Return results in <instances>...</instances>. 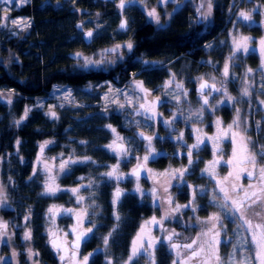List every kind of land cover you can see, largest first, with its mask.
I'll list each match as a JSON object with an SVG mask.
<instances>
[{"label":"trees","instance_id":"trees-1","mask_svg":"<svg viewBox=\"0 0 264 264\" xmlns=\"http://www.w3.org/2000/svg\"><path fill=\"white\" fill-rule=\"evenodd\" d=\"M254 1L263 2L262 0ZM109 2L110 0H30L17 8L14 13L15 16L28 17L30 19L29 26L13 34L12 29L8 30L0 23V89L13 90L16 94L8 103L11 106L10 110L14 107L15 113L6 115L5 107L0 103V124L10 126L8 134L6 126L2 129L0 126V152L7 154L4 157L6 162L5 160L0 161V189L3 190V196L6 199V206L0 208V213H2L1 222L9 227L7 233L4 232L3 235H0L2 240L0 259L5 260L3 261L5 263L2 264H14L8 258H4L8 257L14 249L18 252V264H64L61 260V254L64 252L63 246L57 244L59 247L54 248L52 245V241L59 235L57 232L55 234L46 233L47 207L52 197L44 192L43 174L37 173L33 169L34 163L38 159H49L56 155L65 156L64 150L70 148L72 150L70 158L78 162L70 165L69 172L60 180L59 184L72 186L83 177L102 174L108 164L113 162L114 156L105 149V143L109 137L108 125H116L123 131L126 129L122 127L119 114L97 110L99 98L98 96L96 99L92 97L91 91L87 89L89 84L96 85L108 80L120 87L128 84L132 75H135L134 78L146 86L156 85L164 76L166 68L163 71H149L153 64H148L150 67L144 69L141 62L136 58L141 53L145 57L153 59L152 62L154 60L162 62L163 59L167 61L176 59L174 66L179 72L176 76L188 83L190 81H187L189 76H184L183 71H188L190 68V73L194 70L197 72V68H204L203 65L197 67V62L206 63V68L209 63L221 61L223 54L225 55V50L221 48L220 42L223 39L226 40L227 30L231 24V21L227 23L228 0H218L217 6L212 7V17L208 20L201 17L200 23L197 19L194 21L197 23H191L187 15L181 13L182 15L176 16L170 21L163 19L159 25L147 17L142 7L130 6L131 8L122 10ZM12 4H14V0H12ZM244 4H246L245 0H233V6L243 7ZM263 9L261 7L259 11ZM80 11L98 12L104 19L110 20L113 25L118 23L119 27L125 17L124 14H129L131 16L130 21H133L134 32H131L130 35L134 40L131 54H127L123 59L99 70H86L88 67L80 63V67L85 70L78 69L76 65H78L80 58L77 52L89 51L94 48H91L94 40L91 42V46L83 41V34L87 30L85 27L88 25L85 26L84 22L77 18L78 14L81 13ZM160 15L162 16V14ZM261 19L258 20L260 22L254 19L253 23L249 22L250 26L247 27L246 32L250 30L253 36L257 38L262 32V25H264V18ZM1 20L2 10L0 7V22ZM202 22L205 29L203 32L200 31ZM128 23L127 21V26ZM234 25L236 26L237 23L234 22ZM238 29L241 30L240 27ZM116 31L120 34H129V30L125 28L116 29ZM108 36V32L99 33V38L104 44L109 41ZM213 36H218L215 41H218L219 44L213 43L212 46H220L217 50L220 55L209 57L208 53L213 48L206 46L205 41ZM5 54H9L10 58L15 59L6 64V61L3 60ZM167 61L163 60V62ZM246 61L244 63L250 68H256L259 58L256 54L250 53L246 57ZM139 71H142L140 75L137 74ZM163 82L164 80L161 83ZM185 82L182 83L185 85ZM54 86H65L79 90L81 92L78 97L80 103L60 108L58 113L56 109L55 117L46 114L40 108L33 107L27 111L24 121L14 126V119L24 115L26 107L28 108L34 100L49 97ZM149 109L151 108L149 107ZM143 111L147 118L152 115V112L144 109ZM137 133L139 132H135V137ZM17 140L20 141L19 145L16 143ZM46 141L50 143H47V146L41 151V145ZM158 148L162 149L163 146L159 145ZM200 149L204 153L201 158L199 157V162L193 160V163L188 166L192 172L187 175L184 182L173 185L178 195V202L182 204L193 199L187 190L188 180H194V184L199 187L209 180L203 174L198 175V173L203 161L209 158L210 150L205 145H201ZM85 157L91 159L85 161ZM165 159V155L160 154L152 161L156 160L160 166H165ZM59 160L60 158L55 159V161ZM220 168L221 171L226 170L225 166ZM253 181L257 183V187L260 186L257 177ZM17 182L20 184L19 187L16 186ZM232 183L236 185L234 181ZM111 194V186L102 185L96 190L95 195H90L93 209L89 216L94 218V230L92 239L89 236L87 240L86 236L83 245L85 251L95 250L94 255L89 257L87 264H107V259H110L112 263L123 264L124 256L128 253L129 244L141 219L155 212V208L148 201H143L131 193H127V195L122 193L120 202L114 206ZM242 195L243 192L241 191L234 196V199H238ZM204 196L205 193L203 197L195 194L193 204L199 207L198 212H187L186 209L173 215L170 219L167 218L165 225L169 230L162 237V240L166 242V237L175 232L176 235L172 236V240L177 242L185 235L188 238L187 243H191L199 236L200 239L193 245V249L204 247L200 256L195 257L199 262L198 264H205L211 252L208 244L205 243V241H209L207 239L210 237L207 236L206 239H203L205 237L202 235L203 230L199 226V221L196 220L199 214L206 216L213 209L207 206L204 211L200 209L205 205ZM58 198L63 199L61 196ZM84 207L89 210V202H84ZM250 210H248V214ZM116 215L119 216V220L116 219ZM232 215L234 216L230 222L226 219L228 224L230 223L228 227L236 224L235 221H237L239 226L243 228L244 223L240 219L239 213L234 212ZM26 216L29 217L27 221L25 220ZM28 231L31 232V239L25 240L24 234ZM109 232L112 233L108 237L109 243L104 245V237L108 236ZM246 236L248 235L246 234ZM247 240L250 244V240L248 238ZM221 247L220 245L219 253L227 252V250H220ZM29 249L35 255L36 263L33 262V259L32 262L27 263ZM72 251L77 252L73 249ZM160 255H157L158 261L162 264H170L169 253ZM139 263L142 264V261Z\"/></svg>","mask_w":264,"mask_h":264},{"label":"rangeland","instance_id":"rangeland-1","mask_svg":"<svg viewBox=\"0 0 264 264\" xmlns=\"http://www.w3.org/2000/svg\"><path fill=\"white\" fill-rule=\"evenodd\" d=\"M12 1V0H11ZM30 0H15L14 6L9 7H1L2 10V20L1 26L5 27L8 30H13V34L20 32L25 29L30 24V19L26 16H15V10L20 8L22 5L26 4ZM113 1V0H112ZM228 22L231 21L229 25V29L227 30L226 40L223 39L220 44L221 48L225 50L224 58L221 61L217 62V70L218 72H213V76H209V80L212 84L216 85L218 88H226L229 95H231L234 99L231 102H225L223 104H219L218 101L224 100L223 92H216L212 97L209 98V105L203 106V111H201V107L203 105L202 101L198 97H193L190 94L186 96L183 94L187 93V88L184 84L178 80L176 77H168L161 84V87L158 89L156 93L152 91V88H149L143 84V88L146 91H141L136 87L137 80L133 75L128 82V84L124 86H115L110 81H102L101 83L89 84L87 89L91 91L93 98H99V104L97 107L98 111H102L105 113L113 112L120 115V120L122 122V127L126 129L123 131L118 128L116 125H111L109 128V137L105 143V149L107 152L114 156L113 162L108 164L103 173H106L112 169L113 166L118 165V175L121 177L119 180L116 178H109L107 176L102 175L101 173L92 174L89 177H83L77 184L72 186H61L60 180L69 172V167L72 163H69L68 166L62 171L60 168L61 163L68 161L72 150L70 148H66L64 150V155H56L55 157H51L49 159H38L34 163V171L37 173H42L44 177V185L45 182L49 180V177L54 178L55 184L59 186L60 191L56 192L55 195H49L52 197L50 199V203L47 207L49 210L55 206L54 212L50 213L47 211L46 218V233L55 234L56 232L62 233L64 231L65 226L64 223L71 222V217L67 216V213H64L63 209L68 208L71 209L72 215L77 219V213H83L84 210L87 211V216L83 217V223L77 224V227L82 231L87 228H92L94 225V218L89 216L93 209V204L90 201V195L94 194L96 190L102 185H110L111 186V200L113 204V197L117 187L122 190V193L127 195V193H131L136 195L139 199L143 201H148L149 204L155 208V212L144 216L139 226L133 235L131 242L128 247V253L124 256L125 262L128 261V257L132 254L133 241H136V246L139 248L137 255L133 258L129 264H162V262L157 260V255L160 254H170V264L176 260H180L177 253L182 252L183 248L172 250V247L169 243L164 242L162 237L168 232V227L165 225L166 219H163L161 224H146V221H151L153 217H156L157 220H161L165 215V211L170 207H174L176 204L185 205L188 204L189 201L185 203L178 202V195L174 190L175 187L173 185L180 184L184 182L187 175L192 172L190 168H188V157L187 152L191 145L197 143V136H199L204 143L201 145H205L208 150H210L209 158H206L203 161V164L200 168L198 175L203 174L209 180L207 183L201 184V186H197L194 184V180L187 181L188 182V192L193 193V189H195V194L203 197L204 196V207L200 208L201 210H205L206 206L213 208L208 214L202 215L199 213V216L196 217V220L199 221V226L203 232H207L209 228L212 226V222L208 220L213 214H218L221 216V221L217 224V229H221V235L219 240L221 241L220 250H224L227 252H220L219 255L222 258V264H226L227 260L231 257L234 259L235 264H239L241 260L245 258H250L249 264H258L255 260V245L251 242L252 234L249 231L247 225L243 224V228H241L237 221L236 224L231 225L230 227L226 219L229 220L232 218L234 212H229L227 209L220 207L221 204L225 203L224 194L219 191V187L217 186V180H223L225 176L228 175L229 172H233L234 175L229 178L227 182H225L224 186L228 189L229 196L234 198V196L238 195L240 188L247 189L249 184H253L257 186V183H251V181L247 180L244 176L241 178V174L243 171H240L242 168H247L251 170V165L237 164V160L240 159L242 153L240 152V144L239 138L237 137V158L234 160L233 165H229L226 163L227 160L232 159V149L234 145L232 144L231 137L222 138L219 142V151L216 152L214 156V141L207 139V137H214L218 132V128L216 125L217 119L220 120V129H227V126L232 123V121L236 117L237 109L240 112V127L239 129L233 128V131H241L247 137L251 138L252 143L249 145V148L253 152H259L260 146L264 145V104L261 101H264V69L261 68L262 57H261V46L260 41L264 39V25H262V32L257 38L253 36L250 30L247 31V27L250 24L242 19L239 15L241 11L250 13L251 15L254 12L258 11L261 7H238V5L233 6V0H228ZM7 4V3H5ZM233 6V7H232ZM137 7V6H135ZM140 7V6H138ZM170 7H174V5H170ZM131 7H124L122 10H126ZM147 14V17L151 19L157 25L163 22V18L160 15L162 7H142ZM264 8V7H263ZM7 9V19H4L5 12ZM170 10V8H168ZM119 10V8H118ZM155 10V13H158L159 21L149 16V12ZM78 14L77 18L84 22L85 29L91 31L93 33L92 41L94 44L91 46L94 47L89 51H78L79 54V63L85 67H88L86 70H99L104 66L112 65L117 60L123 59L127 54L130 53L126 45L130 42L133 45L131 32H133V21H129L128 26L125 28L129 30V34H120L116 29H120L118 23L113 25L110 20L107 18H103L100 13L96 12H82ZM120 12V10H119ZM131 13V12H130ZM256 16V14L254 15ZM104 19V20H103ZM13 21H20V24H13ZM234 22L237 25H234ZM260 22V21H257ZM261 22L262 19H261ZM95 26V27H94ZM241 28L238 29V28ZM203 22L201 24V30L204 31ZM109 33L108 42L102 43L99 38V33ZM134 33V32H133ZM242 37H248L247 47L249 51L245 53L242 49L236 52L235 56L231 61H229V57L232 56L235 51V47L233 44L234 39L240 41ZM256 38V39H255ZM217 45L218 41H215ZM120 45L119 48L116 46ZM220 47V46H218ZM9 52V51H8ZM6 52V53H8ZM10 53V52H9ZM254 53L259 58V63L256 68H250L249 65L245 64L246 57L250 54ZM144 69H147L148 64L152 62L153 59L147 57H136ZM15 58H10L9 54H5L3 60L6 61V64L14 60ZM85 59L92 61V63H85ZM164 61H167L163 59ZM162 60V61H163ZM155 61V60H154ZM160 61V60H159ZM225 62H229V76H223V68ZM76 67L78 69L84 68L80 67V65ZM198 71L195 70L184 72L183 75L190 79L196 80V84L200 82L201 78H206V71L201 68H197ZM248 69H252V72H248ZM172 80V83L166 86V82ZM182 84V89H177L176 84ZM209 88V87H208ZM247 88L249 95H243V89ZM207 90V89H206ZM205 90V91H206ZM204 91V92H205ZM147 94L152 97L161 98L163 101L170 102L172 105H165L162 109L156 111V115L149 119L143 113L135 115L133 111L138 108L140 103H143V99L147 97ZM81 95V92L77 89L68 88L65 86H54L49 97L45 99H36L32 102V104L26 110H29L33 107L42 109L46 114L52 116L51 112H56L60 108H63L67 105H78L80 103V99L78 98ZM13 96H16L13 90L8 89H0V103L4 105V112L6 115H10L15 113L14 107L10 110V101ZM179 97V99H177ZM147 106L151 107L147 101H145ZM7 103V104H6ZM123 105V107H120ZM215 105V107H213ZM165 108V109H164ZM180 110V112H179ZM14 115V114H13ZM25 115V113H24ZM23 114L19 117V122H23L25 116ZM175 117V119H173ZM163 121H172L171 124H165ZM259 122V124H258ZM115 129V132L112 131ZM200 131L197 132L196 130ZM246 130V132H245ZM262 131V134H261ZM135 132H143L146 135L152 136L153 139L151 141L152 148L155 150L152 156H150L147 161L144 169L146 175L144 178H137L131 175L132 170L137 167V157L143 158L148 154L147 145L148 141H142L135 137ZM183 133V139H179L180 134ZM118 137H122L123 140H119ZM158 138L159 140H157ZM224 140L228 141L230 145H226L222 143ZM115 141V144H114ZM159 142V143H158ZM161 143V144H160ZM118 144H122L123 147L130 149V152L125 155L119 152V148L116 146ZM108 145H113V148H108ZM163 146L162 149L158 148V146ZM47 145H45L46 147ZM68 147V146H67ZM194 149L197 153L192 155V159L199 162V157L203 155L202 149ZM115 149V150H114ZM165 155V166H160L158 161L154 160L158 155ZM60 158L59 161H55V159ZM219 161L215 165V173L216 175L213 177L209 175V173L204 172L203 170L209 166L210 162L213 160ZM226 159V160H225ZM73 160V159H72ZM258 166H264V159H262L259 155H257ZM221 166H225L226 170L221 171ZM180 168H188V171L185 173L183 180L179 179H171V170L180 169ZM151 170V171H149ZM240 173V178L237 180L235 178V173ZM163 173H167V175H161ZM35 176V175H34ZM257 177L256 175H254ZM234 181L237 185V191H232V183ZM107 182V183H105ZM105 183V184H104ZM240 184V185H239ZM191 186V187H189ZM139 187L140 191L137 192L136 189ZM168 187V192H164V188ZM78 188L79 192L74 194L71 189ZM91 189V191H90ZM153 189H155V194H153ZM174 190V191H173ZM176 193V194H175ZM83 196V201L78 202L77 196ZM264 195V194H262ZM63 197V199H59L58 197ZM171 197L173 200V204L170 206L167 203L168 197ZM213 196L216 197L213 200ZM121 197V196H120ZM121 198L118 200L116 206L120 202ZM192 200V199H191ZM202 201V200H201ZM65 202V204H64ZM84 202H89L90 208L84 207ZM227 203H231L228 201ZM65 205V206H64ZM203 205V204H202ZM201 205V206H202ZM190 208V210H189ZM189 208H181V211L187 212H198L199 207L195 204H192ZM195 209V210H193ZM157 211V212H156ZM261 211V206L258 204L253 209L246 212V217L250 219L253 225L257 223H264V213L262 216H257L255 213ZM172 213L169 215L168 219H170L173 215L178 214ZM191 215V214H190ZM192 217V216H191ZM236 218V217H235ZM223 219V220H222ZM67 220V221H66ZM237 220V219H236ZM92 221V222H91ZM78 222V221H77ZM62 225V226H61ZM144 225V232L141 233V226ZM204 227V228H202ZM94 230V229H93ZM92 230V232H93ZM199 230V229H198ZM92 232L89 233L90 239H92ZM202 232V233H203ZM138 234L140 235V239H137ZM246 234L249 236H246ZM62 237H67L64 233ZM211 240V233L209 234ZM250 240V244L248 243ZM59 239V238H58ZM155 239L157 242L153 247H148V243L150 240ZM203 239H206L204 237ZM246 239V240H245ZM66 240V239H65ZM64 241V240H63ZM59 243L62 245L61 240ZM109 243V242H108ZM104 244V242H103ZM105 245V244H104ZM143 245V247H141ZM218 245V248L220 247ZM163 248H166L165 250ZM95 250V249H94ZM94 250L90 252L85 251L84 249L80 251L78 256V261L76 260L75 264H83V258L85 256L92 257L94 255ZM15 252L16 256H13L12 253ZM17 250H13L10 252L8 257L14 264H18L19 260L17 259ZM92 254L89 256V254ZM228 253V254H227ZM233 253H235L233 257ZM35 255L31 257L28 255L27 263L33 262L36 263V259H34ZM161 256V255H160ZM162 259V258H161ZM4 259H0V263H5ZM107 264L110 259H107ZM198 260L195 259L192 264H198ZM111 264H122V263H112ZM176 264H178L176 262ZM206 264V263H205ZM207 264H217V261L214 257L211 256V252L209 255V259Z\"/></svg>","mask_w":264,"mask_h":264},{"label":"snow or ice","instance_id":"snow-or-ice-1","mask_svg":"<svg viewBox=\"0 0 264 264\" xmlns=\"http://www.w3.org/2000/svg\"><path fill=\"white\" fill-rule=\"evenodd\" d=\"M3 2L5 3H11V0H3ZM125 6V0H120V4L118 5L119 8L123 9ZM7 9L4 10L5 15H4V19H7ZM211 14V3L209 0V4H208V13L205 14V18L207 17V15ZM240 17H242L245 21L251 20V14L247 13V12H243L241 11L239 13ZM149 16L154 17L157 22L159 21L158 16L155 13V10L149 12ZM13 24H20V21H13ZM127 27V21L123 20L120 24V28L124 29ZM88 37H91L93 35V33L91 31H89L86 34ZM249 40L248 37H242L240 41H237L234 39L233 44L235 47V51L233 52L232 56L229 57V61H231L233 59V57L235 56L236 52L240 51L241 49L247 53L249 51L248 47H247V41ZM260 50H261V57H262V63H261V68L264 69V39H262L260 41ZM117 48L120 47V45L116 46ZM126 47L131 50L133 45L129 42ZM79 55V54H77ZM85 63H92V61H89L87 59H85ZM229 68H230V64L229 62H225L224 64V68H223V76L224 77H228L229 76ZM248 72H252V69H248ZM174 79V77H173ZM203 78H201L202 80ZM172 80H169L166 82V86L171 84ZM136 87L139 88L141 91H146L143 88V82L137 81L136 82ZM209 85L207 84V82H202L200 84V95L203 98V105L201 107V111H203V106H207L209 105V99H208V95L205 94L204 89L208 88ZM176 88L177 89H182L183 85L177 83L176 84ZM212 90L215 92H223L224 95V100H220L218 101L219 104H223L226 101L227 102H231L233 101V97L231 95L228 94L227 89L226 88H217L214 84L211 86ZM185 96L187 95L186 92L183 93ZM243 95L247 96L249 95L248 89L245 88L243 89ZM177 99H179V97H177ZM262 104H264V101H261ZM120 107H123V105H120ZM215 107V105L213 106ZM141 108H144V105H141ZM27 111H25V117L27 116ZM145 111H150V109H145ZM53 117L56 116L55 112H51L50 113ZM137 114H140L139 112ZM156 114L153 112L152 116L154 117ZM151 118V117H149ZM173 119H175V117H173ZM17 123H19V121H17ZM163 123L165 124H171L172 121H163ZM220 120L217 119L216 121V125L218 128V132L216 134V136L214 137H207V139L209 140H213L214 141V156L216 155V152L219 151V142L222 138H226V137H231V141L232 144L234 145L233 149H232V159H229L226 161L227 164L229 165H233L234 160H236L237 158V137L239 138V144H240V152L242 153L241 157L239 160H237V164H244V165H251V170H248L247 168H242L240 169V171L246 172L247 176L249 178L253 177L254 175L257 176V179L260 182V186L257 187L256 185L253 184H249L247 189L244 188H240V191L243 192V195L240 196L238 199H234L231 196H229L228 193V189L224 186L225 182H227L229 180L230 177H232L234 175L233 172H229L227 176H225L223 178V180H217V186L219 187V191L221 193L224 194V201L225 203L221 204L220 207L227 209L229 212H236L239 213L240 219L243 221V223L245 225H247L249 231L252 234L251 237V242L255 245V260L258 262V264H264V223H257L255 225H253L252 221L250 219H248L246 217V212L249 209H252L254 206L256 205H260L261 206V211L256 212L255 214L257 216H262V213H264V166H258V162H257V155H259L262 159H264V145L260 146V151L257 152H253L250 150L249 145L252 143L251 138L247 137L244 132L241 131H233V128L235 127L236 129H239L240 127V112L237 109L236 111V117L235 119L232 121L231 124H229L227 126V129H220ZM259 124V122H258ZM109 128H111V125H108ZM113 132H115V129H112ZM197 132H199L200 130L197 129ZM246 132V130H245ZM140 135L146 139L148 141V145H147V151L148 154L145 155L143 158H139L137 157V167L134 168L132 170L131 175L136 176L137 178L139 177L140 171L144 169L147 161L149 160L150 156H152V154L154 153V149L152 148L151 145V141L153 139L152 136H144L143 133H140ZM119 140H123L122 137H118ZM179 139H183V133L180 134ZM17 145H19L20 141L17 140ZM47 143H50L49 141H46L44 144L41 145V151H43V148L45 147V145ZM83 143V142H82ZM204 143V140H202L199 136H197V143L193 144L189 147L188 152H187V157H188V164L191 165L193 163V159H192V150L193 149H198L200 147V145ZM115 144V141H114ZM108 148H113V145H108ZM115 150V149H114ZM119 152L127 155L130 152V149H127L125 147H123V145L120 146L119 148ZM90 157H85L84 160L88 161L90 160ZM78 161L76 160H72L71 158H69L68 161H65L63 163H61L60 168L63 171L69 163H77ZM79 162H83V161H79ZM219 163V161L217 160H213L212 162H210L209 166L206 167L203 171L209 173V175L211 176H215V165ZM151 171V170H149ZM188 171V168H180V169H173L171 170V179H179V180H183V177L185 175V173ZM118 173V165L113 166L112 169L106 173H103L102 175L107 176L109 178H116L117 180H119L121 177L117 174ZM161 175H167V173H163ZM235 178L238 180L240 178V173L237 172L235 173ZM82 179V178H81ZM191 187V186H189ZM61 189L59 188L58 185L55 184L54 178L49 177V180L45 182L44 185V192L45 194H49V195H55L56 192L60 191ZM71 191L74 194H77L79 192L78 188H73L71 189ZM137 192L140 191L139 187H137L136 189ZM155 189H153V194H155ZM232 191L236 192L237 191V185L233 184L232 185ZM164 192L167 193L168 192V187L164 188ZM122 195V190L117 187L114 193V197H113V204H116L118 202V200L120 199V196ZM193 199L189 201L188 204L185 205H179L176 204L174 207H170L169 209H167L165 211V215L164 217L161 218V220H157L156 217H153L151 219V221H146V224L152 223V224H161L163 219H166L169 217L170 214L172 213H177L180 212L181 208H189L192 206L194 199H195V189H193V193H192ZM4 199L3 196V190L0 189V200ZM84 197L83 196H77V201H83ZM216 197L213 196V200H215ZM228 201H231V203H227ZM167 203L171 206L173 204V200L172 198L169 196ZM54 209L55 206H53V208H50L48 211L50 213L54 214ZM195 210V209H193ZM64 211L66 212H71V209H64ZM77 221L79 224L83 223V217L87 216V211L84 210L83 213H77ZM264 218V217H262ZM29 219V217H25V220L27 221ZM116 219L119 220V216L116 215ZM208 220L210 222H212V226L211 228L208 229L207 232H203L202 235L207 237L209 236V234L211 233V240L210 241H205V243L208 244L209 249H211V256L215 258V260L217 261V264H222V258L219 255V248L218 245L220 243L219 237L221 235V230L223 228V226H221V229H217V224L221 221V216L218 214H213L211 217L208 218ZM94 227V225H93ZM144 225L141 226V233L144 232ZM7 225L3 222H0V229H6ZM76 229L74 228L73 231H75ZM92 228H87L83 231H81L79 233V235H77L76 238V243L74 245V247L78 248L79 247V242L85 238L89 233L92 232ZM3 232H0V235H3ZM112 235L111 232H109L108 236L104 237V244L107 245L108 244V237H110ZM176 235L175 232L172 233V235H168L166 237V239L168 241L172 240V236ZM24 239L25 240H29L31 239V232H25L24 234ZM137 239H140V235L138 234ZM200 239L199 236H197L196 239L192 240L191 243L185 244L183 245L184 248L186 249H192L191 255L188 257L189 260H191L192 258L198 257L201 252L204 251V247L201 246L199 249H193V245L197 243V241ZM157 241L155 239H152L149 241L148 243V247H153L154 244ZM52 245L54 248H58L59 246L57 245L56 241L53 240L52 241ZM141 247H143V245H141ZM172 248L174 249H179L180 245L177 244H172L171 245ZM139 251V248L136 246V241H133V248H132V254L128 257V261L125 262V264H129V262H131L133 260V258L137 255ZM29 256L31 257L33 255L31 249H29ZM179 255V253H177ZM13 256H16V253L13 252L12 253ZM92 255L91 253L89 254V256ZM235 253H233V257H234ZM64 257L61 256V260H63ZM249 260L250 258H245L244 260H241L239 262V264H249ZM88 261V257L85 256L83 258V264H87ZM108 264H111V261L108 262ZM154 264V262H153ZM173 264H176V262L174 261ZM207 264V262H206ZM226 264H235V261L233 258H229L226 262Z\"/></svg>","mask_w":264,"mask_h":264},{"label":"flooded vegetation","instance_id":"flooded-vegetation-1","mask_svg":"<svg viewBox=\"0 0 264 264\" xmlns=\"http://www.w3.org/2000/svg\"><path fill=\"white\" fill-rule=\"evenodd\" d=\"M261 1H254V0H245V3L243 5V7H264V0ZM217 2L218 0H210L211 3V14L207 15L206 19L208 20L210 17H212L213 15V10L212 7H216L217 6ZM109 3H111L114 7H118V5L120 4V0H113L112 2L110 1ZM208 4H209V0H125V6L124 7H130V6H140V7H162L160 14H162V18L163 19H167L168 21H170L171 19L175 18L176 16H180L182 15L181 13H184L185 15H187L188 20L191 23H197L194 22L196 19L198 21V23H200V18L201 17H205V14L208 13ZM15 5V0H14V4L11 3H7L5 4V2H3V0H0V7H5V6H13ZM170 5H174V7H170ZM170 8V10L168 9ZM157 16H159L158 13H156ZM262 16L264 18V9L262 10ZM242 18V17H241ZM243 19V18H242ZM206 20V21H207ZM253 19L248 20V23H253ZM218 36H213L212 38H210L209 40H206V46L212 47L213 49L211 50V52L208 53L209 57H216L217 55H220V53H218V47L212 44L214 43L215 39ZM133 47H134V41H133ZM132 47V49H133ZM208 48V47H207ZM132 51V50H131ZM130 51V53H131ZM205 54H207L205 52ZM137 57H145L142 53L140 55H138ZM223 58H224V54H223ZM176 59H172L171 61H167V62H159V61H153L150 64H153L152 67L149 69V71H163L166 68L165 74L164 76L159 80V82L154 85V86H147L149 88H152V91L154 93H156L158 91V89L161 87V82L163 80H165V77H176L178 80H180L181 82H185L184 79L182 78H178L176 76V74H179L178 70L175 68L174 63L176 62ZM199 64V65H198ZM200 65H203L204 68L206 66V63L202 62H197L196 66L199 67ZM202 69V67H200ZM204 68L202 70H204ZM188 71H190V68H188ZM188 71H183V72H188ZM213 72H218L217 69L212 70L211 68L206 71L205 74H207L206 78H203L202 80H200L199 83L196 84V80L190 79V81L188 83L185 82V87L187 88V94L192 95L193 97H198L201 99L202 103H203V98L200 95V92L197 91V87L204 81L208 82L209 84H212V82L209 80V76H213ZM142 71H139L137 74H141ZM161 83V84H159ZM146 86V85H145ZM216 86V85H215ZM217 87V86H216ZM218 88V87H217ZM147 92V90H146ZM216 92L213 91L210 87L207 88V90L205 91V94L208 95V99L210 97H212ZM151 106L150 111L148 112H154L156 113V111L159 109V107L162 109L163 107H165V105H172L170 102H166L163 101L161 98L158 97H152L150 95L147 94L146 99H143V103L139 105V107L136 109V111H134L133 113L135 115H138L137 113H144L143 109H149V107L147 106L146 102ZM11 102V101H10ZM144 105V108H141L140 106ZM165 109V108H164ZM180 112V110H179ZM151 118H153V116H150ZM222 143L226 144V145H230V143L226 140H224ZM201 147V145H200ZM192 153L195 154L197 153V151H195L194 149L192 150ZM192 154V155H193ZM7 154L6 153H1L0 152V161L3 162V160L6 159L4 158ZM226 160V159H225ZM3 166H5L3 164ZM242 176L246 177V181H251L252 179L255 180V176L249 178L246 174V172H243L241 174ZM252 180L251 183H254V181ZM2 206H6V199H2L0 201V208H2ZM254 208V207H253ZM252 208V209H253ZM1 215L2 213H0V222H1ZM68 217H71V221H72V227L65 229V231H63L62 233H58L59 237H57L55 240L57 242L58 245H60L59 240H61L62 242V246L64 248V252H62L63 254H61V256L64 257V259L62 260L64 262V264H74L76 263V258L78 256V254L80 253L81 250L84 249V245L80 248V250H78L77 252H73L72 249L70 248V243L73 241V230L74 228L77 229V231H80L81 229H79L77 227V219L72 215V213L67 214ZM9 231V227L7 225L6 229H0V232H8ZM66 234L67 237H62L63 234ZM59 238V239H58ZM66 239V240H65ZM89 239V235H87V240ZM188 238L182 237L181 239L177 240V242H175L174 240L168 241L166 239V242L169 243V245L171 246L173 243H179L177 245H180V248H183L182 252H179V259L180 260H176V262L178 264H192L193 261H195V258H192L191 260L188 259V257L191 255L192 249H186L183 247V245L188 244L187 240ZM64 240V241H63ZM192 240V239H191ZM190 240V241H191ZM1 239H0V248L2 247L1 245ZM192 242V241H191ZM172 250H175L174 248H172ZM200 256V255H199Z\"/></svg>","mask_w":264,"mask_h":264},{"label":"water","instance_id":"water-1","mask_svg":"<svg viewBox=\"0 0 264 264\" xmlns=\"http://www.w3.org/2000/svg\"><path fill=\"white\" fill-rule=\"evenodd\" d=\"M110 1H112V0H110ZM86 34H87V33L83 34V41L85 42V44L90 45L91 42H92V36H91V37H88ZM204 82H206V81H204ZM207 84L209 85L210 88H211V86L213 85V84H209L208 82H207ZM199 89H200V85L197 87V91H198V92H199ZM206 89H207V88H206ZM206 89H204V91H205ZM211 89H212V88H211ZM144 136H147V135L144 134ZM136 137L139 138V139H142V140H146V139H144V138L140 135V132L136 134ZM121 145H122V144H118L116 147H117V148H120ZM145 175H146V172H145V169H143V170L140 171V174H139V177H138V178H144ZM134 177H136V176H134ZM64 213H66V211H64ZM75 229H76V228H75ZM80 232H81V231H77V229H76L75 231H73V241L70 243V247H71L74 251H78V250L81 248V246H82V245L85 243V241H86V237H85V238H83V239L79 242V247H78V248L74 247V245H75V243H76L77 235H79Z\"/></svg>","mask_w":264,"mask_h":264},{"label":"bare ground","instance_id":"bare-ground-1","mask_svg":"<svg viewBox=\"0 0 264 264\" xmlns=\"http://www.w3.org/2000/svg\"><path fill=\"white\" fill-rule=\"evenodd\" d=\"M131 15H132V13H130ZM256 14V16H254ZM124 16L126 17H124L123 18V20H126V21H130V19H131V16L129 15V14H124ZM252 16V19H254V20H260L261 18H263V16H262V11H256V12H254V14L253 15H251ZM130 18V19H129ZM85 30V29H84ZM86 31V33H88L89 31H87V30H85ZM131 53H129L128 55H130ZM171 60V59H170ZM169 60V61H170ZM212 69V70H215V69H217V64H216V62H212V63H209L208 65H207V67L206 68H204V71H208L209 69ZM133 76V75H132ZM19 117H16L15 119H14V121H15V123H14V126H16V125H18V124H20L21 122H19V123H17V121H19ZM0 126H1V129L2 128H5L4 126H6V132H7V134L10 132V126H8L7 124L5 125V124H0ZM15 128V127H14ZM202 156V155H201ZM201 156H200V158H201ZM16 186L17 187H19L20 186V184L17 182L16 183ZM66 213H71V212H66ZM67 221V220H66ZM71 222H69V223H64L63 225L65 226V228L67 229V228H70L71 227ZM62 226V225H61Z\"/></svg>","mask_w":264,"mask_h":264}]
</instances>
